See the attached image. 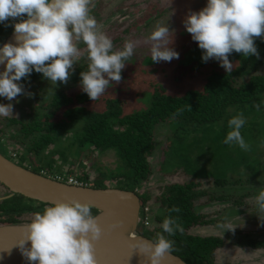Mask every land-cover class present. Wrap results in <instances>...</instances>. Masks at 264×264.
<instances>
[{
  "label": "trees",
  "instance_id": "trees-1",
  "mask_svg": "<svg viewBox=\"0 0 264 264\" xmlns=\"http://www.w3.org/2000/svg\"><path fill=\"white\" fill-rule=\"evenodd\" d=\"M113 1L104 3V0H100L95 3V0H92L89 13L112 40L113 49L120 50L124 34L137 25V20L130 23L124 21L132 13L129 8L134 6L137 0H124L111 10L105 11L103 8ZM157 4L159 5V2H156ZM119 12L120 15L114 17ZM11 32L10 26L0 25L1 44ZM76 43L81 55L73 64L74 71L66 84L57 82L55 86L35 72L27 82L22 80L24 91L33 84L43 85L42 90H48L50 87L54 89L45 101L41 99L43 94L38 90L27 112L19 108V102L11 101L15 114L0 117V141H7V150L12 147L20 160L27 159L28 167L34 161L35 172L40 173L43 169L48 173L53 172V175L63 172L75 173L79 174V179L90 182L93 187H117L135 191L143 205L150 206V213L153 209L157 210L153 218L150 217L151 224L148 227L139 225L138 231L143 236L154 240L156 234L161 233L173 241L171 252L188 264H217L218 251L225 245V241L219 236L201 235L194 230L197 225L213 221L207 217V212L205 214L203 209L198 207L218 205L210 201L227 202V206L238 207L245 203L243 198L252 196L251 187L241 184V178L253 167L254 176L264 174V72L261 69L264 65V42L259 38L255 39L259 59L254 56L245 58L233 52L229 60L237 61V65L230 73L213 63L212 59L211 67L201 71L199 68L205 62H201L200 58L197 71L202 80V87L186 89L182 94H173L167 92L163 83H158L154 86V91L149 93L148 106L131 112H126L127 103L120 99V96L105 94L106 96L92 101L81 90L72 92L74 84L79 85L80 72L87 71L89 63L86 45L82 41ZM20 97L21 95L16 101ZM100 99H104L106 105L102 110L88 103L98 102ZM3 102L9 101L0 98V103ZM254 105H260L259 110ZM237 113L242 114L245 119L240 132L248 145L247 150L223 142L230 131L227 121ZM160 126L169 130L166 146L162 147L161 163H164L168 149L172 153L176 151L171 167L173 173L184 172L188 176L194 174V178H200L199 180L191 177L186 179L185 176L182 180L175 178L169 182L165 181L170 177L174 178L173 173L166 175L167 177L161 173L163 179L157 182L152 179L154 173L151 157L158 148L160 140L157 130ZM62 142H65V146L71 151L74 150L70 157L69 153L57 149ZM21 152L23 153L20 155ZM57 152L61 154L65 166L62 170L61 167L57 168L54 173L51 161L44 164L40 161L47 153L53 155ZM201 152V158H204L206 153L210 154L208 162L210 166L212 163L213 165L208 172L203 168L192 167L193 162L200 158L198 154ZM111 153L116 158V167L96 164L102 156ZM181 154H184L183 157ZM89 161L90 166L87 165ZM179 164H183L185 168L179 170ZM223 164L232 170H223ZM242 164L246 166L245 174L235 169ZM74 166L77 168L74 169ZM159 170L162 172V167ZM231 173L237 179L229 178ZM203 181L207 186H211L210 189L200 188ZM228 184L241 185L243 190L237 191L235 187L233 193ZM0 186L4 188L1 193L7 195L9 189L2 183ZM204 195H208V200L203 198ZM27 199L38 203V207L28 203ZM47 206L50 204L21 194H13L0 200V223L23 222L25 213H42ZM173 207L178 208L179 212H170ZM90 212L94 216L98 210L91 207ZM168 216L177 218V223L183 228L182 232L177 231L171 236L163 232L161 224ZM250 244L254 247H264V240L251 239Z\"/></svg>",
  "mask_w": 264,
  "mask_h": 264
},
{
  "label": "clouds",
  "instance_id": "clouds-1",
  "mask_svg": "<svg viewBox=\"0 0 264 264\" xmlns=\"http://www.w3.org/2000/svg\"><path fill=\"white\" fill-rule=\"evenodd\" d=\"M91 3L92 0H0V25L12 28L14 41L0 44V98L9 101L0 103V117L13 115L11 101L24 92L22 80L27 82L33 72L55 86L57 82L66 84L81 55L76 42L86 45L89 63L87 71L80 72L79 85L90 100L100 97L110 81H121L124 62L133 55L136 44L127 40L122 49L114 50L112 40L89 13ZM182 24L201 50V62L215 60L230 73L233 64L229 56L233 52L245 58H260L255 39L264 42V0H206L201 9L188 10ZM169 32L167 25H157L148 37L153 63L179 59V53L167 42ZM26 95L31 98L32 93ZM254 107L259 110L260 105ZM244 124L242 114L232 116L223 142L247 150L240 132ZM10 159L20 164L12 156ZM24 167L32 169L33 165ZM254 199L257 209L264 212V190ZM90 208L76 199L45 207L42 213L32 215L15 246L29 264H97L92 241L99 237L101 229ZM220 227L234 228L228 223ZM161 228L169 236L183 231L177 218L171 216L165 217ZM172 245L173 241L157 233L150 243L141 240L136 247L147 254L146 264H160V258L173 250Z\"/></svg>",
  "mask_w": 264,
  "mask_h": 264
},
{
  "label": "rangeland",
  "instance_id": "rangeland-1",
  "mask_svg": "<svg viewBox=\"0 0 264 264\" xmlns=\"http://www.w3.org/2000/svg\"><path fill=\"white\" fill-rule=\"evenodd\" d=\"M99 1L100 0H95V3ZM107 1L108 0H104V3H106ZM122 1L124 0H114L110 4L106 5L103 9L105 11H109L114 6L120 4ZM156 2H159V5H156ZM135 3L136 4H134V6L129 8L131 9L132 13L127 16L124 21L126 20V23H130L131 21L137 20L138 22L136 26L132 27V30L124 34L123 43L120 49L123 48L124 42L127 40L135 42L136 47L134 48L133 55L124 62L125 66L121 71V81L119 83L110 81L104 93L101 95L103 96L107 94L108 96H120V99H123L127 103L126 112L145 109L150 102L149 93H152L154 91V86L158 85V83H163L166 86L165 88L167 92L173 94H182L186 89L202 87V80L197 71L200 64L199 59L201 58V50L197 47L196 43L192 41L190 34H188L184 30L182 21L188 10L197 11L201 9L205 5L206 0H137V2ZM116 15H120V12L115 14L114 17ZM157 25H167L169 27L170 32L167 37V42L170 47H173L174 50L179 53V59H173L171 62L161 61L159 63H153L151 61V41L148 40V37L150 36L152 31L155 30ZM210 62L211 59L204 63V65L199 69L201 71L209 69L212 63ZM214 62L216 63V65H219L217 61L214 60L213 63ZM263 63L264 60L262 64ZM232 64L234 69V67L237 65V61H232ZM261 69L264 72V65L261 66ZM43 87V85L41 86L39 84H33L27 91H24L21 94V97L18 100V106L23 112L29 111V108L31 107L29 105H31L32 98L38 90L43 94L41 98L43 101L49 98L54 87H50V89L48 90H42ZM80 90V86L78 84H74L72 92L75 93ZM27 92L32 93L31 98L27 97ZM15 102L16 101H14V103ZM88 103L92 104L94 108L101 110L106 106L104 99H100L98 102L90 101ZM16 109L17 108L15 106V111ZM13 113L15 114L14 111ZM76 125L77 127L79 126L78 123ZM168 134L169 130L165 126H160L157 130L158 140L160 141L158 144V148L151 157V164L154 173L152 179L156 182L157 180L163 179L161 173L165 174L166 176L174 172L172 171L171 167L174 160V154L177 153L176 151L175 153H172V151L168 149L165 154L164 163H161L163 158L162 147L166 146L165 143L167 142ZM63 136V138H65V134H63ZM63 138L60 137V139L65 141V139ZM6 144H8L7 141L1 142L0 151L5 156L11 158V155L8 153ZM57 149L69 153V157L71 156V152H74V150L71 151L68 147L65 146V142L60 143ZM75 155L79 158L77 153ZM183 155L184 154H181L182 157ZM198 155V157H200L202 155V152ZM204 155V158L200 157L199 159H197V161H194L192 167H194L195 169L203 168L206 172H208L211 170V166L213 165V163L210 166L208 162V160L210 159V154L206 153ZM115 160L116 158L113 153L105 154L101 157L100 160L97 161L96 164L107 165L111 168H114L117 166V162ZM16 161H18L21 165L28 166L27 159H16ZM47 161L52 162V165L54 166L52 168V171H54V173L57 168L61 167L60 169L62 170L65 166L63 164L61 154L58 152L54 153L53 155L51 153H47L41 158L40 162L44 164ZM61 162L63 165L61 164ZM90 162L91 161L87 162L88 166H90ZM31 163L33 167H35V162L32 161ZM57 163L60 165H58ZM160 164L163 165L160 166ZM179 165V170L185 168L183 164ZM33 167L32 169H35ZM160 167H162V172H160L159 170ZM67 168L68 167H65V169ZM73 168L75 169L77 168V166H74ZM223 168V170H226L228 172L232 170L226 167L225 164H223ZM235 169L240 173H244L246 166L242 164ZM254 171L255 168L253 167L252 170H250L248 173H244L245 177L243 176L241 178L242 180L240 179L241 184H244V186H247L248 188L251 187L250 192L252 196L243 198V200L245 201L244 204H240V206L234 208L227 206V202L225 203L219 201H210V203L218 205H212L210 207L208 205H205L204 207H198V209H203L202 211L205 214L207 212V217H209L213 221L210 223L200 224V226L197 225L194 230L201 235L219 236L225 241V245L218 251L217 264H264V247H254L250 244L251 239L264 240V212H261L257 209L254 199L255 196L258 195L259 191L264 190V174H258V176H254ZM52 173H48V175H53ZM67 174L73 173L67 172ZM173 174H175L174 178L170 179V177L168 179H165V181L167 180L169 182L171 180H174L175 178L182 180V178H185V176L187 177L186 179H188L189 177L194 178L196 176L194 174H189L190 176H188L185 175L184 172H175ZM73 175L76 177L79 176V174L75 175V173ZM229 178L237 179V177H233L232 173L230 174ZM194 179L199 180L200 178ZM209 187L211 186H207V183L203 181L200 188L205 189ZM235 187L238 189L237 191L243 190V188H241V185L228 184V188H231V192L233 193L235 192L233 190V188ZM3 191L4 188L0 186V197L3 196V193H1ZM203 198L205 200H208V195H204ZM28 203L34 204L37 207L39 205L35 201L33 202L28 200ZM156 212V209L151 210L150 217L153 218ZM33 214L34 212L25 213L23 215V218L25 219V221L31 220ZM224 223H228L234 228L232 230H224L222 227H220V225Z\"/></svg>",
  "mask_w": 264,
  "mask_h": 264
},
{
  "label": "water",
  "instance_id": "water-1",
  "mask_svg": "<svg viewBox=\"0 0 264 264\" xmlns=\"http://www.w3.org/2000/svg\"><path fill=\"white\" fill-rule=\"evenodd\" d=\"M5 42H14L13 32L6 37ZM0 183L9 189V193L0 197V200L21 194L50 205L72 199L89 204L98 210L93 217L101 229L99 237L92 241L97 264H146L147 254L136 245L141 240L150 243L152 239L138 232L143 203L135 191L68 184L26 168L1 151ZM27 223H0V264H29L15 246L22 239ZM160 264L188 263L174 253L166 252L160 258Z\"/></svg>",
  "mask_w": 264,
  "mask_h": 264
},
{
  "label": "built area",
  "instance_id": "built-area-1",
  "mask_svg": "<svg viewBox=\"0 0 264 264\" xmlns=\"http://www.w3.org/2000/svg\"><path fill=\"white\" fill-rule=\"evenodd\" d=\"M7 145V144H6ZM8 153L14 158L17 159L18 158V154L16 151H14V149L9 148ZM43 175L46 176H50L56 180L62 181V182H66L68 184H73V185H79V186H91V183L82 179L77 178L76 176L72 175V174H67V173H59L56 175H48V172L46 170H41L40 172ZM151 224V220H150V206L148 205H143L140 211V217H139V224H138V228L139 225H142L143 227H148Z\"/></svg>",
  "mask_w": 264,
  "mask_h": 264
},
{
  "label": "flooded vegetation",
  "instance_id": "flooded-vegetation-1",
  "mask_svg": "<svg viewBox=\"0 0 264 264\" xmlns=\"http://www.w3.org/2000/svg\"><path fill=\"white\" fill-rule=\"evenodd\" d=\"M5 40V39H4ZM0 144H1V142H0ZM4 196V195H3ZM2 197V196H1ZM23 222H26V221H23ZM21 223V222H20Z\"/></svg>",
  "mask_w": 264,
  "mask_h": 264
}]
</instances>
